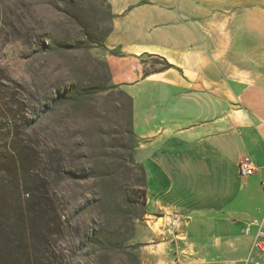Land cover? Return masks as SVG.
I'll return each mask as SVG.
<instances>
[{
  "label": "crops",
  "instance_id": "1",
  "mask_svg": "<svg viewBox=\"0 0 264 264\" xmlns=\"http://www.w3.org/2000/svg\"><path fill=\"white\" fill-rule=\"evenodd\" d=\"M106 1L105 60L132 99L145 215L181 218L173 237L156 220L137 227L141 264H246L248 222L264 213V0ZM152 58L168 68L148 70Z\"/></svg>",
  "mask_w": 264,
  "mask_h": 264
},
{
  "label": "rangeland",
  "instance_id": "2",
  "mask_svg": "<svg viewBox=\"0 0 264 264\" xmlns=\"http://www.w3.org/2000/svg\"><path fill=\"white\" fill-rule=\"evenodd\" d=\"M111 18L106 0H0V151L25 157L31 171L22 181L50 184L53 264H133L115 241L132 236L127 243L135 244L137 227L163 222L145 215L141 198L126 197L142 188L143 176L135 159L118 158L126 151L119 117L128 100L105 60ZM154 64L147 69L163 68L158 58ZM44 144L54 159L65 158L67 174L40 173ZM97 162L113 167L109 194L88 174ZM101 229L106 235L94 240Z\"/></svg>",
  "mask_w": 264,
  "mask_h": 264
},
{
  "label": "trees",
  "instance_id": "3",
  "mask_svg": "<svg viewBox=\"0 0 264 264\" xmlns=\"http://www.w3.org/2000/svg\"><path fill=\"white\" fill-rule=\"evenodd\" d=\"M165 66H168V64L166 63ZM123 94L128 100V104L126 109L122 108L120 111L119 121L123 130H121L122 133L120 134H126L127 140L126 144H120L119 147L122 150L126 149V151L124 155H120L118 158L121 160L126 158L131 163H134L132 99L124 90ZM26 154L24 153L23 156ZM43 155L48 160L47 165L40 168V173L44 177L47 178L52 174L63 176L66 172H69L64 167L65 158L61 153L54 159L50 148L44 144ZM93 169L91 168V172L88 174H94V176L99 177L103 191L109 194L113 185L106 178L112 173L113 167L106 162H97ZM26 170H28V174H26L28 177L31 169L25 157L15 159L13 154L0 151V264H53L48 255V238L52 234L50 225L53 221L49 214L55 212V209L50 207L48 201L50 184L46 181L47 188H45V184L39 188V186L31 185L34 182L32 179L26 180V177L23 179L25 181H22L20 177H23ZM141 171L143 176L142 188L134 189L131 187V191L126 193V197L135 202H139V198H141V202L144 204L145 188L142 167ZM38 176V174L35 175L36 180H38ZM136 185L134 184V186ZM102 232L104 236L106 235L104 230L101 229L99 232H95L93 239L102 238ZM131 238L132 236L123 240L118 239L115 241L117 243L116 248L130 262L140 264L138 254L133 251V249L139 247V244H128L127 242ZM108 242L110 244L109 239H107Z\"/></svg>",
  "mask_w": 264,
  "mask_h": 264
},
{
  "label": "built area",
  "instance_id": "4",
  "mask_svg": "<svg viewBox=\"0 0 264 264\" xmlns=\"http://www.w3.org/2000/svg\"><path fill=\"white\" fill-rule=\"evenodd\" d=\"M239 174L248 176L253 173L252 160L249 156H243L239 160ZM158 222V220H156ZM181 218L177 214H169L164 222L160 224L163 233L166 236L173 237L177 235ZM255 227L254 239L246 259V264H264V213L258 219H252L248 222L246 231L249 232L251 227ZM220 264H234L233 262H222Z\"/></svg>",
  "mask_w": 264,
  "mask_h": 264
},
{
  "label": "bare ground",
  "instance_id": "5",
  "mask_svg": "<svg viewBox=\"0 0 264 264\" xmlns=\"http://www.w3.org/2000/svg\"><path fill=\"white\" fill-rule=\"evenodd\" d=\"M161 223H162V221H161ZM160 222H156L155 224H156V226H159L160 227V224H161Z\"/></svg>",
  "mask_w": 264,
  "mask_h": 264
}]
</instances>
